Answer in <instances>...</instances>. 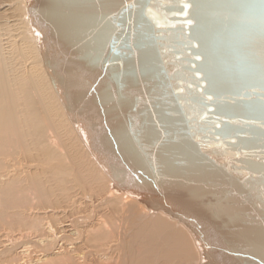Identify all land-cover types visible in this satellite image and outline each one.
Wrapping results in <instances>:
<instances>
[{"label": "water", "instance_id": "95a60500", "mask_svg": "<svg viewBox=\"0 0 264 264\" xmlns=\"http://www.w3.org/2000/svg\"><path fill=\"white\" fill-rule=\"evenodd\" d=\"M48 77L119 189L203 264H264V0H26Z\"/></svg>", "mask_w": 264, "mask_h": 264}, {"label": "bare ground", "instance_id": "6f19581e", "mask_svg": "<svg viewBox=\"0 0 264 264\" xmlns=\"http://www.w3.org/2000/svg\"><path fill=\"white\" fill-rule=\"evenodd\" d=\"M0 264H203L186 226L150 212L92 158L26 0H0Z\"/></svg>", "mask_w": 264, "mask_h": 264}, {"label": "rangeland", "instance_id": "374dc122", "mask_svg": "<svg viewBox=\"0 0 264 264\" xmlns=\"http://www.w3.org/2000/svg\"><path fill=\"white\" fill-rule=\"evenodd\" d=\"M21 163V162H20ZM115 223H116V225L119 223L118 221H117V219L115 220Z\"/></svg>", "mask_w": 264, "mask_h": 264}]
</instances>
